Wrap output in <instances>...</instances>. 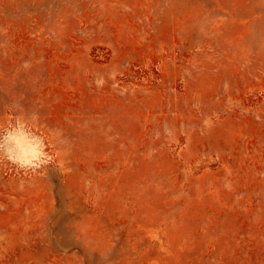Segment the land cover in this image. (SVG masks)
<instances>
[{"label":"rangeland","instance_id":"obj_1","mask_svg":"<svg viewBox=\"0 0 264 264\" xmlns=\"http://www.w3.org/2000/svg\"><path fill=\"white\" fill-rule=\"evenodd\" d=\"M0 264H264V0H0Z\"/></svg>","mask_w":264,"mask_h":264}]
</instances>
